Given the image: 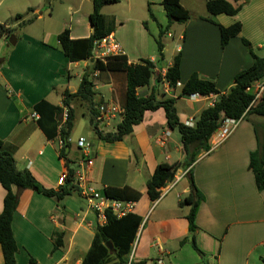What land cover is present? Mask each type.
I'll return each instance as SVG.
<instances>
[{
	"label": "crops",
	"instance_id": "obj_1",
	"mask_svg": "<svg viewBox=\"0 0 264 264\" xmlns=\"http://www.w3.org/2000/svg\"><path fill=\"white\" fill-rule=\"evenodd\" d=\"M227 1L240 7L238 14L220 15L213 18L215 23H210L205 20L210 17L209 13L193 15L181 0L190 13V20L182 24L174 22L164 35L172 40L170 57H167L169 44L165 45L161 40L163 56L155 45L160 27L165 29L169 25L163 0H119L117 4L102 9V14L115 22L111 36L120 45L128 63L149 60L155 65L150 85L140 88L138 95L148 97L154 93L158 100L175 99L180 121L184 124L190 119L196 121L204 109L230 91L239 72L252 66L253 58L242 39L250 42L258 56L264 57V0ZM15 2L33 3L31 0H0V8L5 5V10L13 14ZM49 7L52 8L50 18L58 21L64 14L67 18L57 22L54 29L46 27L43 34L25 32V25L20 26L25 21L24 16L22 20H16V15L0 24L7 32L12 31L10 36L7 33L0 35V148L14 157L19 171H29L44 189L58 191L61 180L68 174V161L71 160L70 167L78 169L79 159L73 161V157L80 155L76 141L87 139L82 134L76 136L75 129L84 121L93 129L94 122L89 105L78 98L73 99L70 107L75 120L70 135L71 148L67 158H61L60 135L48 136L54 135L56 123L45 124L47 134L38 122L42 113L44 118L49 117L50 109L37 112L35 107L46 101L62 109L63 113L68 111L64 106L65 93H76L83 75L95 63L92 58L70 62L58 42V35L66 29L73 40L87 39L93 34L89 20L93 0H38L37 6L29 10L34 15L39 14L35 15L37 19L42 16V10ZM155 7H159V14L167 19L165 26L155 16ZM149 20L156 24L158 38L150 28ZM236 22L242 25L241 34L222 47L219 26L229 27ZM12 36H15V44L10 43ZM179 53L181 87H172L162 77ZM193 74L215 82L219 93L181 97L182 87ZM92 76L96 103L114 102L123 108L124 77L99 71ZM261 83L264 80L255 82L250 92L254 94ZM261 98H264V91ZM63 113L57 119L58 129L64 124ZM119 122L120 118L110 125L100 123L99 129L113 132L116 128L111 130L109 127L117 126ZM263 125V118L249 115L221 146L201 154L190 168H180L171 190L154 202L148 197L147 183L156 167L163 163L186 162L181 137L168 127L164 109L146 111L133 133L120 142L104 143L98 140L97 131L93 129L94 139L87 140L91 144V163L85 169L88 182L101 191L109 186H129L142 195L131 212L141 217L142 222L132 252L123 258V262L263 264L264 191L257 189L254 174L249 169L250 154L257 148L254 127ZM165 133L169 136L165 137ZM186 171L188 173L183 176ZM191 177L204 196L197 212L194 233L189 231L187 220L190 207L179 206L191 192ZM13 192L19 196L12 223L18 246L16 264H31V260L36 264H82L92 247L98 226H102L98 215L87 209L82 196L74 192L59 201L34 189L19 192L13 187ZM5 195L0 184V214ZM57 235L62 236L63 242L58 250L55 249ZM193 238L204 256L193 248ZM184 240L186 242L182 243ZM109 244H105L109 251L108 264L117 263V251L113 244L110 249ZM0 264H5L1 248Z\"/></svg>",
	"mask_w": 264,
	"mask_h": 264
},
{
	"label": "trees",
	"instance_id": "obj_2",
	"mask_svg": "<svg viewBox=\"0 0 264 264\" xmlns=\"http://www.w3.org/2000/svg\"><path fill=\"white\" fill-rule=\"evenodd\" d=\"M236 1V0H235ZM119 0H93V12L90 15V24L93 34L87 39L73 40L71 39L68 29L58 35V42L64 55L70 62H80L88 60L93 55V49L96 41L111 35L115 30V22L112 18L105 17L102 9L105 6L117 4ZM162 5L169 20V25L163 29L160 27L159 40H157L158 50L163 56L164 45L162 38L169 30L174 22L185 23L190 20V13L181 3V0H163ZM206 9L209 18L205 19L210 23H215L214 19L220 15L235 16L240 11V7H235L227 0H208ZM151 18L155 17L151 14ZM16 20H22L23 15H17ZM9 22L11 24L15 21ZM32 22V21H28ZM27 22L22 21L20 26H24ZM220 27L221 45L225 47L231 39L238 37L242 31V25L239 22L229 26ZM12 31H6L3 25H0V35L7 33L9 36ZM243 44L249 49L253 58L251 67L239 72L233 79V86L230 91L221 96L214 104L204 109L196 118L195 125L189 127L180 121L176 100L166 98L158 100L152 93L148 97L138 95V90L150 85L155 74V65L149 60H144L139 64H129L126 56L109 57L106 61L97 60L93 66L83 75L80 87L74 94L66 92L64 106L68 108V119L58 129L59 122L57 119L62 115L63 110L50 105L46 101H42L35 107L39 112L42 109H50V115L46 119L41 114L38 122L43 131L48 134L46 125L49 122L56 123L54 126V138L57 133L61 137L62 148L60 151L61 158H67L68 151L71 148L70 135L74 128V111L70 107L73 99L78 98L89 105L91 120L94 122L93 129L96 131L98 140L104 143H115L123 141L126 137L133 133L134 127L143 121L146 111H156L163 108L166 113L167 125L171 130H177L181 137V143L186 155L184 164L163 163L156 167L151 179L147 183V194L151 201H157L161 197V190L169 183L175 180L178 170L182 167L190 168L203 153L209 152L210 140L217 131L222 120L240 119L243 120L249 115L258 116L264 119V98H261L252 105L255 95L247 91L255 82L264 80V57L258 56L253 50L250 42L242 39ZM181 54L179 53L173 61V65L168 68L164 75V80L170 86L176 87L181 80ZM99 71L101 74L120 75L125 80V98L123 102L124 115L122 121L116 126L115 131L106 132L100 130L99 103L95 101V85L93 83V74ZM160 81V78H159ZM216 84L213 81L201 78L198 74H193L184 84L181 90V97H190L192 95L211 96L217 95ZM45 119V120H44ZM46 124V125H45ZM255 135L257 139V148L250 154L249 169L253 172L255 184L260 192L264 191V125L263 127L255 126ZM80 156V155H79ZM78 157H73V161H77ZM71 160L68 161V177L65 185L61 186L58 191L44 189L33 177V175L25 170L19 171L16 166L14 157L0 148V184L6 191L4 198L3 211L0 214V248L5 264H16V254L18 252L17 242L15 240L12 223L17 210L19 196L13 192V187L18 191L26 189H34L47 197L56 198L61 201L71 193L76 192L73 186V177L76 170L70 167ZM191 192L180 202V207H190L187 220L189 223V231L194 233L197 230L196 216L200 205L204 201L203 194L196 187L193 178H190ZM103 193L110 199L138 202L141 199V193L129 186L124 188L106 187ZM108 221L104 226H98L97 234L92 243V247L88 252L82 264H108L109 251L105 246L110 242L117 251L119 262L112 264H125L123 258L129 256L132 252V245L136 239V233L141 225V217L135 214H128L122 218H117L112 213L107 215ZM55 240V249L58 250L63 246L62 236L57 235ZM184 240L182 243H185ZM193 248L201 255L204 254L198 249L195 240H192ZM31 264H36L31 260ZM264 264V261H263Z\"/></svg>",
	"mask_w": 264,
	"mask_h": 264
},
{
	"label": "built area",
	"instance_id": "obj_3",
	"mask_svg": "<svg viewBox=\"0 0 264 264\" xmlns=\"http://www.w3.org/2000/svg\"><path fill=\"white\" fill-rule=\"evenodd\" d=\"M122 55H123V50L121 49L120 45L111 35H109L103 38L102 40L95 42L93 55L91 58L94 61L97 60L106 61V59H108L109 57L122 56ZM177 87H181V84L179 82L177 83ZM250 89L251 87L248 88L247 91H250ZM263 91H264V83H261L260 85H258L254 93L255 100L253 101L252 105H254L256 101L260 99ZM190 97L195 98V97H200V95L196 94ZM214 104L215 102L213 103L212 106H214ZM98 109L100 113V118L98 120H100V123H105V124L107 123V125H110L112 121L119 118H120V122L122 121L124 115V109L121 108L116 103L111 102L108 104H101ZM243 117L240 119L226 118L221 121L219 128L213 134L210 140L209 152L221 146L222 143H224L227 139H229L233 135V133L239 127L240 123L243 121ZM67 119H68V111L66 110L63 113L64 123L67 121ZM63 125L64 124L60 125V128H62ZM186 125L189 127H193L195 125V120L190 119L189 121H187ZM168 136L169 133H165V137ZM76 143H77V148L79 150L80 149L83 150V157L79 156L78 169L75 172L72 184L75 187V191L78 192L85 200L87 209L98 215L99 219L101 220L102 226L107 224L108 221L107 215L109 212L115 215L117 218H122L130 214L134 209V205H135L134 202H126V201L110 199L104 193H101L100 191L95 189V187L88 182L85 169L89 167V164L91 163V161L89 160V150L91 148V144L85 138L78 139ZM209 152H206L204 154H207ZM87 163L88 165H86ZM187 173L188 171H186V173H184L183 176H185ZM67 177L68 174L61 180L62 186L65 185V180L67 179ZM173 185L174 183L171 182L165 188H163L161 190V196L167 194L171 190ZM158 264H162V262L158 261Z\"/></svg>",
	"mask_w": 264,
	"mask_h": 264
},
{
	"label": "rangeland",
	"instance_id": "obj_4",
	"mask_svg": "<svg viewBox=\"0 0 264 264\" xmlns=\"http://www.w3.org/2000/svg\"><path fill=\"white\" fill-rule=\"evenodd\" d=\"M33 3H31V5H27V4H20L15 2L13 4L14 7V13H10L8 11H6V7L5 5L0 8V24H4L6 21H8L10 18L15 17L16 15H23L25 18V21L27 22L25 24V28L24 31L25 32H36V33H40L43 34V32L45 31L46 27L50 28V29H54V27H56L58 24L57 22L61 21V19H66L67 16L66 14H64V16L62 18H60V20H56V18H50V14L52 12V8L49 7L48 9H43L42 10V16L38 17L37 19H35V15L38 16L39 14H33L32 12H30V8H35L38 4V0H31ZM206 0H184V5L186 7H188L191 12L193 13V15H198V14H207V9L205 6ZM31 6V7H30ZM159 7H155V16L158 18V21L165 26L167 24V19L162 16V14H159L158 12ZM57 16V15H56ZM28 21H34L33 23H30ZM149 23L151 25V29L152 31H154V34H156V38H158V32H157V26L156 24L152 21L149 20ZM131 27H133V25H131ZM159 40V39H157ZM163 43L165 45L169 44L168 47V52H167V57H170L172 54V40L167 38V35L164 36L162 38ZM157 44V41L155 43V45ZM157 48V46H156ZM121 77V76H119ZM154 77V76H153ZM107 91V88H106ZM108 92L105 93V97L107 98L108 96ZM119 119H116V121ZM77 123H79V120L77 121ZM115 124V122H114ZM113 125V123H112ZM115 126L109 127L111 130H113ZM176 135H180L179 132L177 130H175ZM94 130L92 129V127L90 126V123L88 122H83V124L78 128L75 129V135L79 136V135H85L88 141L93 140V136H94ZM74 135V136H75ZM90 151V150H89ZM79 154L80 157H83V150L80 149L79 150ZM93 186V185H92ZM95 187V186H94ZM95 189H97L95 187ZM98 191H100L101 193H103V191L97 189ZM86 203V202H85Z\"/></svg>",
	"mask_w": 264,
	"mask_h": 264
},
{
	"label": "water",
	"instance_id": "obj_5",
	"mask_svg": "<svg viewBox=\"0 0 264 264\" xmlns=\"http://www.w3.org/2000/svg\"><path fill=\"white\" fill-rule=\"evenodd\" d=\"M15 42H16V39H15V36H12L11 37V40H10V43H12V44H15ZM91 125H93V122H91ZM96 131H98V130H96ZM110 249L112 248V245L111 244H109V245H107Z\"/></svg>",
	"mask_w": 264,
	"mask_h": 264
}]
</instances>
